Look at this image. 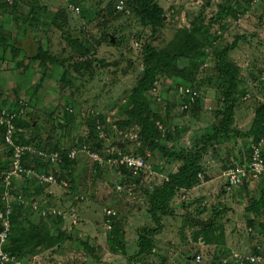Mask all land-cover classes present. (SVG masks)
<instances>
[{
	"label": "rangeland",
	"instance_id": "rangeland-1",
	"mask_svg": "<svg viewBox=\"0 0 264 264\" xmlns=\"http://www.w3.org/2000/svg\"><path fill=\"white\" fill-rule=\"evenodd\" d=\"M157 2L165 10V22L152 36L150 23L135 12L133 0H0V108H24L20 116L30 127L21 138L27 142L23 146L28 153L48 160L42 153L56 151L54 146L74 144L77 160L73 165L75 192H71L68 179L59 182L52 170L40 171L47 178L43 181L34 174L6 180L11 154L10 147L2 144L0 131V230L8 220V237L12 231V212L8 219L4 201L8 193L12 211L22 207L21 229L33 222L51 233L56 228L73 231L77 238L35 254L23 249L26 256L20 259L8 251L9 259L3 264H264V233L258 225L264 222V211L256 214L246 209L252 197L258 199L264 190V174L245 178L235 188L226 184L227 170L248 161L255 144L236 132L251 128L255 110L264 102V0ZM220 4L229 7L227 16L215 23L206 37L199 36V54L181 58L182 72L160 73L149 107L158 116L160 130L172 134L169 144L175 142L179 150L197 146L200 137L222 120L225 81L215 69L217 53L243 34L246 39L226 57L241 68L234 131L204 153L202 164L208 179L201 174L198 184L182 189L174 198L176 214L166 216L165 226L155 237L153 254L135 260L138 230L156 226L147 213L136 210H146L147 193L168 173L177 171L178 163L167 162L148 148L144 155L137 153L142 146L137 139L138 127L132 124L121 129L117 122L126 118L125 101L143 73V46L165 47L199 15L208 22L219 12ZM4 35L15 42L16 52L5 45ZM66 108L71 113L66 114ZM94 115L106 118L101 136L131 142L122 152L119 143L109 149L144 156L147 167L138 178L123 181L126 175L107 164H99L105 171L96 176L97 162L91 154L97 151L78 141L88 132L86 119ZM49 161L58 167L59 161ZM111 211L121 221L126 253L113 252L107 243L113 225L108 217ZM8 242L6 238L4 247L10 249ZM81 242L93 246L94 253L85 250Z\"/></svg>",
	"mask_w": 264,
	"mask_h": 264
},
{
	"label": "trees",
	"instance_id": "trees-1",
	"mask_svg": "<svg viewBox=\"0 0 264 264\" xmlns=\"http://www.w3.org/2000/svg\"><path fill=\"white\" fill-rule=\"evenodd\" d=\"M206 2L209 3V0H206ZM133 8L138 16L148 20L151 25L152 36H155L158 29L163 26L165 22L164 8L157 2V0H133ZM228 9L229 7L220 4L219 12L211 17L208 22L205 21L202 15H199L196 22H192L190 28H181L178 35L174 36L173 39L161 49H158L152 44H145L143 46V73L139 76L134 88L127 96L125 101V114L127 116L126 118L122 117L118 120V127L122 129L126 126L135 124L139 129L137 139L142 144L136 152L144 155L145 148L157 151L167 162L178 163V168L177 171L168 173L165 180L157 185L151 192L147 193L146 212L151 221L155 222L156 226L143 227L138 230L136 242L137 250L132 256L135 260L153 254L157 245L155 237L161 232L166 224L163 218L167 215L176 214L175 206L172 204L174 198L182 189L192 188L198 184L199 176L201 174L204 175L205 173V167L202 164L204 153L215 141L227 138L234 131L232 125L235 122V99L239 88L237 75L241 68L233 62L228 61L226 57L230 51L238 46L241 39H246L243 34L236 36V39L231 44H228L217 53L218 61L215 65V69L219 77L223 78L225 81V87L222 89L224 108L220 112L222 120L216 128L200 137L197 146L191 149L179 150L175 142L169 144L170 141H173L171 139L172 134L170 132L164 133L160 130L157 124L158 116L149 107L150 93L155 88L160 73L164 70H170L173 74L182 72L183 68H180L179 66L181 58H193L199 54V48L201 47L199 36L203 35L206 37L213 25L221 22V19L227 16L226 12ZM224 29H226V27H224ZM4 38L5 45L10 46V48L16 52L17 47L11 37L4 35ZM108 38L110 37L108 36ZM41 53L46 56L45 51L41 50ZM33 57L36 59L37 56ZM45 58L46 57H44V59ZM44 62L45 61H42L41 63L43 64ZM84 63H86V61ZM22 109L24 111V108L20 106H7V111L15 115L13 118V141L15 145L25 144L26 141H23L21 138L22 133L26 128L30 127L28 121L20 116L21 113H23L21 112ZM1 110L2 108H0V111ZM66 111V114L71 113L68 108H66ZM86 120L88 132L80 137L78 141L87 143L91 149L97 151V153L99 152L98 154L103 159V162L94 160L97 162L95 164L97 166L96 171L98 172L96 176H98L101 173V170H104L99 164L109 165L108 159L113 158L114 156L118 157L120 152H122V150L125 151L131 142L123 138L122 141L119 140L121 141L119 143L114 141L112 136H101V133L104 131V128L103 130L101 129V125H107L106 118L102 115H94L93 118H87ZM33 125L34 124H31V126ZM108 130H110V128L106 127L105 132H108ZM0 131L4 133L6 130L0 128ZM236 133L238 136L249 137L252 143L264 139V102L257 106L251 128L247 130V132L237 131ZM1 141L6 148L10 147L4 139L3 134L1 136ZM112 142H114L113 145ZM117 143H119L118 146L120 147V152L109 149L111 147H116L115 145H117ZM74 146L76 145L54 146V149L58 151L60 155V161L56 168V165L49 161L50 159L43 160L40 156L28 153V150L24 151L22 164L24 167L34 169L38 172H48L49 170H52L55 173L56 178L58 175L59 180L58 178L57 180L59 182H61L62 179H68L71 185V192H75L77 190V180L74 175L73 165L77 163V160L75 155L73 157L70 156V153L74 150ZM51 149L53 150V146ZM250 149L251 145H248L247 151L249 152ZM13 150V148L9 149L11 159ZM115 168H119V170L126 175L127 178L123 181L126 179H133L135 176L138 178V175L144 172L143 169L135 172L133 168L125 164H120L115 166ZM204 177L206 176L204 175ZM207 179L208 178L206 177V180ZM138 181L139 179L136 180V182ZM89 194H91V192ZM246 207L248 211L256 214L264 211V190L261 191V195L258 199L252 197V202ZM21 208V206H16L11 214L12 231L8 237V243H11L12 247L10 249L5 248L6 252L9 251L10 256L20 259L21 257L26 256V252L23 249H27L30 254H35L44 249L59 247L60 244L66 240L71 241L72 239H77L76 236L72 234L73 231L67 232L61 228H56V232L51 233L50 230L33 222H29V227L26 226L21 229L19 227V217L21 215L19 212H21ZM108 217L112 218L113 225L108 233L107 243L113 252L126 253L127 246L124 241L121 240V237L124 234L120 227L121 221L116 216V212L114 214V211H111ZM110 218L107 220L108 223L111 221ZM213 221H215V219ZM214 223L215 222L209 223V225H214ZM258 225L260 231L264 233V222H259ZM70 228L73 230L74 225H71ZM17 230H19L18 233ZM81 243L85 250L89 253H94L93 246L88 242ZM187 257L189 258V255Z\"/></svg>",
	"mask_w": 264,
	"mask_h": 264
},
{
	"label": "built area",
	"instance_id": "built-area-1",
	"mask_svg": "<svg viewBox=\"0 0 264 264\" xmlns=\"http://www.w3.org/2000/svg\"><path fill=\"white\" fill-rule=\"evenodd\" d=\"M187 91H189L187 89ZM15 117L14 114L7 111V109H2L0 111V128H4L6 131L3 133V137L6 140V142L9 144L10 148H13V154L11 159V167L7 171L6 180H9L11 177H20L22 174L31 175L34 174L36 178H39L41 181L47 180L45 177L44 172H38L31 168H26L22 164V158L23 154L26 149L23 145H15L13 141V118ZM31 148V147H30ZM43 155H47V157L54 163H57L60 161V155L59 152H51V153H42ZM75 155V152H71L70 156L73 157ZM91 156L93 157V160L103 162V159L101 156L95 152L92 153ZM91 157V158H92ZM108 163L110 166H118L120 164H125L131 168L134 169L135 172L140 171L147 167L145 158L143 155L135 154L133 152L128 153H120L118 157H113L108 159ZM248 164V167H246L245 164ZM241 165H232L226 172L227 176V186L228 188H235L239 185L243 184L244 181H246L245 178H248L249 180L254 179V177L262 176L264 174V142H257L252 145V153L251 156H249V160L244 161L243 163H239ZM58 166V164H57ZM50 180H53V177H50ZM56 181V180H55ZM9 184V181L7 182ZM9 198L8 193L5 194L4 199L7 204V210H8V219L9 215L12 212L13 206L7 200ZM21 201V200H20ZM8 202V203H7ZM35 207H37L35 203ZM75 217V215H74ZM5 228L0 230V262L3 264V262L7 259H9L8 253L5 251V247L3 246L6 238H8V234L10 232V224L8 220L4 221ZM198 260L201 259V256H197ZM252 260L255 261L256 259L253 258ZM224 261L220 262L219 264H223Z\"/></svg>",
	"mask_w": 264,
	"mask_h": 264
},
{
	"label": "crops",
	"instance_id": "crops-1",
	"mask_svg": "<svg viewBox=\"0 0 264 264\" xmlns=\"http://www.w3.org/2000/svg\"><path fill=\"white\" fill-rule=\"evenodd\" d=\"M164 178H167V177L164 176ZM137 210H138V209H137ZM137 210H136V213H140V214H142V213L146 214V213H147L146 210H145L144 212H142L143 210H140V211H139V210L137 211ZM147 215H148V214H147ZM164 220H165V222H166V217L164 218Z\"/></svg>",
	"mask_w": 264,
	"mask_h": 264
},
{
	"label": "water",
	"instance_id": "water-1",
	"mask_svg": "<svg viewBox=\"0 0 264 264\" xmlns=\"http://www.w3.org/2000/svg\"><path fill=\"white\" fill-rule=\"evenodd\" d=\"M122 146V145H121Z\"/></svg>",
	"mask_w": 264,
	"mask_h": 264
}]
</instances>
